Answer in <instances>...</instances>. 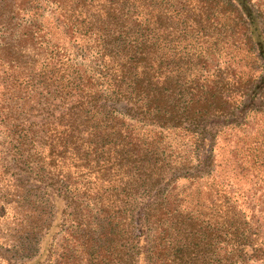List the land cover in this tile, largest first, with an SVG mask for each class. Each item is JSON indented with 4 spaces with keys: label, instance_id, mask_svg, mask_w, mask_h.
Instances as JSON below:
<instances>
[{
    "label": "trees",
    "instance_id": "trees-1",
    "mask_svg": "<svg viewBox=\"0 0 264 264\" xmlns=\"http://www.w3.org/2000/svg\"><path fill=\"white\" fill-rule=\"evenodd\" d=\"M43 8L75 54L50 39ZM252 11L249 0H0V210L29 244L20 259L47 255L63 230L78 264H264L260 224L211 178L224 126L264 132V20ZM241 52L261 61L258 76L238 69ZM176 129L194 162L172 160ZM179 178L190 193H172Z\"/></svg>",
    "mask_w": 264,
    "mask_h": 264
},
{
    "label": "rangeland",
    "instance_id": "rangeland-1",
    "mask_svg": "<svg viewBox=\"0 0 264 264\" xmlns=\"http://www.w3.org/2000/svg\"><path fill=\"white\" fill-rule=\"evenodd\" d=\"M249 1L253 16L258 15L260 20H264V0ZM38 18L52 41L60 44L63 49L69 50L71 54L77 52L79 44L67 35L62 22L56 18L55 14L43 8ZM256 22L258 23L257 19ZM262 46L264 49V44ZM240 57L238 68L240 71L252 73L254 76L260 74L262 71V66L258 65L261 63L260 60L252 59L251 56H244L242 52ZM251 116L250 120L255 122L256 125L258 114L255 116L252 114ZM250 130V133H245L242 130L232 129L229 125L224 126L214 144L211 178L215 186L221 188V190L231 192L234 199H236V204L242 207L246 213L247 219L251 215L253 216V220L260 224V236L264 238V164L257 163L253 165L250 162L247 163V157H244L247 152H250V154L264 153V132L257 126L250 128ZM171 131L168 136L172 139L173 146H178L174 148V151L172 150V160L181 157L187 159L188 162H194V156L190 155L191 146L182 143L186 139L180 140L177 135L178 129ZM179 143H182V145L179 146ZM208 182H211V180ZM188 187H190L189 179L183 178L177 179L170 185L172 193H190ZM1 209L0 264H78L85 262L84 259L80 260L76 253H71L69 257L64 256L67 249L65 243L69 241L66 239L63 230L53 232L54 244L49 248L47 255L32 256L26 260L20 259L19 256L24 254L23 248L25 247L27 250L29 244L23 238L24 232L19 234L12 230L14 224L10 220L9 209L3 208V206ZM14 237L23 240L22 244L19 245V241H14ZM115 262V264H122L119 261ZM249 262L247 264H261L256 260L252 262L249 260ZM104 264H107V262H104Z\"/></svg>",
    "mask_w": 264,
    "mask_h": 264
}]
</instances>
